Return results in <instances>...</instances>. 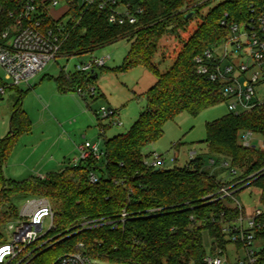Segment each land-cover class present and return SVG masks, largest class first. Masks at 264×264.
Listing matches in <instances>:
<instances>
[{"label": "trees", "instance_id": "obj_1", "mask_svg": "<svg viewBox=\"0 0 264 264\" xmlns=\"http://www.w3.org/2000/svg\"><path fill=\"white\" fill-rule=\"evenodd\" d=\"M66 1L69 10L58 21L50 15L52 0L38 1L35 16L41 21V32L51 29L60 35L61 55L93 53L129 39L133 41L130 51L118 71L142 67L157 82L145 94L136 96L146 101L145 111L127 133L106 139L103 159L91 156L62 172L19 182L5 179L0 173V244L7 243V225L19 218L21 204L27 200L45 198L55 214L53 228L5 264H60V258L75 252L79 243L85 244V252L92 259L106 264H205L202 233L209 232L213 246L216 243L226 249L224 226L239 216L233 200L220 193L221 187L238 192L246 186L256 187L264 207V150L241 145L246 132L264 139V105L241 115L228 112L206 125L203 143L209 162L197 157L184 168L158 170L145 164L153 153L148 149L162 139L165 125L181 114L198 117L225 103L221 86L197 73L195 58L222 45L235 24L247 21L250 4L264 0H225L217 5L166 72L152 61L159 40L174 24L177 28L184 25L189 14L200 15L215 0H116V5L109 3L103 9L102 0H86L83 4L79 0ZM123 5H129L134 13L143 10L136 24L110 23V15ZM23 6L20 0H0V36L15 23ZM96 75L97 70H63L49 79H54L60 94L80 90L88 101L96 95L92 96L90 90L97 92ZM23 99L21 92L12 117L11 136L0 141V170L13 141L32 129L22 108ZM225 163L236 171L235 178L228 182L206 168L207 164L225 167ZM92 172L99 178L95 184L89 178ZM236 181L240 184L234 185ZM123 212L128 213L126 222L113 230L112 222L117 223ZM86 221L98 223L82 231L80 225ZM260 255L264 262V250Z\"/></svg>", "mask_w": 264, "mask_h": 264}, {"label": "rangeland", "instance_id": "obj_2", "mask_svg": "<svg viewBox=\"0 0 264 264\" xmlns=\"http://www.w3.org/2000/svg\"><path fill=\"white\" fill-rule=\"evenodd\" d=\"M84 1L86 0H79V3L83 4ZM224 1L215 0L203 9L200 15H192L187 19L188 22L178 28L174 24L162 36L152 58L162 72H166L172 66L185 43L202 25L204 17ZM67 5L66 0H60L55 11H61ZM132 42L129 39L119 40L88 54L70 57L60 54L56 61L48 63L44 70L30 80L29 84L8 90L0 100V141L11 136L12 117L21 98V92L24 94L21 102L22 108L31 120L32 129L28 133L19 135L13 141L8 160L3 162L0 170L5 179L19 182L32 175L38 176L40 171L47 174L52 170L49 167L42 170L44 165L52 160L54 155L59 157L61 152H65L64 156L68 155L63 160L64 169H66L74 164V158L77 156L73 153H76V148L85 142L97 144L99 149L106 153V139L125 134L132 128L146 108V101L138 100L136 96L145 94L157 82L155 76L142 67L127 72L118 71L128 56ZM108 56L110 60L106 63L105 71L97 69L99 75L95 82L96 95L88 97V101L82 100L77 93L59 94L54 79H49L59 76L63 70L76 73L78 66ZM0 79H4L1 66ZM260 89L262 85L259 86ZM74 98L81 100L82 106ZM102 108L110 109L114 115L107 120H98ZM227 113L225 103L204 111L198 117L183 113L165 125L164 136L151 146L148 152L155 151L163 155L167 161L166 169L184 168L187 163H190L189 151H196L198 157L209 162L210 155L206 144L203 143L206 139V125L221 119ZM119 120L122 126L111 125L113 121ZM100 125L106 126L107 134L104 136L100 133ZM256 137V140L262 139L260 136ZM175 150L178 152V160L174 164L172 159H174ZM206 168L214 171L219 180L228 182L235 178L229 167L212 168L207 164ZM60 169L54 168L52 173ZM238 183L240 184V181H236L234 185ZM246 187L247 189L236 193V198L246 207L259 204L260 190L256 187ZM24 205V203L21 204L20 214ZM14 223L18 224L17 221ZM50 229L51 221L45 219L40 236L46 235ZM6 238L10 239L8 233H6ZM202 238L204 249L208 254L214 242L207 231L202 233ZM235 251L234 246L228 247V255L231 259L234 258ZM238 256L243 258L244 252L239 251Z\"/></svg>", "mask_w": 264, "mask_h": 264}, {"label": "built area", "instance_id": "obj_3", "mask_svg": "<svg viewBox=\"0 0 264 264\" xmlns=\"http://www.w3.org/2000/svg\"><path fill=\"white\" fill-rule=\"evenodd\" d=\"M23 8L15 23L0 36V66L4 71V79H0V100L10 89L23 84H29L48 63L56 61L60 55V35L49 29L41 32V21L36 19L37 2L46 0H20ZM60 0H52V8L57 7ZM92 3L93 0H88ZM116 5V0H102L100 7L103 9L108 4ZM3 9L0 8V15ZM143 14L142 9L135 13L129 5H123L114 11L109 18L113 24H136L137 15ZM60 31V30H58ZM61 32V31H60ZM110 56L96 59L88 64L78 66L77 71L94 73L97 69L106 66ZM197 73L212 83H217L222 88L227 110L235 115H241L264 105V2L251 3L248 19L242 24H235L228 39L215 49H208L195 58ZM262 89L259 90V86ZM92 96L95 89L90 90ZM78 94L82 97V92ZM83 98V97H82ZM110 109L102 108L98 120L110 119L114 114ZM112 126H122V122L113 121ZM101 135L106 134L105 127L101 126ZM252 132H246L241 139L245 148L258 147L264 150V139L256 140ZM261 137V136H260ZM257 141V142H256ZM82 155L74 160L73 165H78L82 160L94 157L101 160L106 153L99 149L97 144L85 142L81 148ZM197 158L196 152L189 153L190 162ZM178 154L175 153V164ZM213 163V162H212ZM154 169H166L167 161L163 155L152 153L145 163ZM229 167L228 163L224 164ZM231 173L236 174L235 170ZM45 178V177H41ZM91 183L98 182V176L90 174ZM223 186L220 193L223 197L233 200L234 206L239 211L236 221L224 226L227 248L223 249L216 243L204 259L205 264H264L260 253L264 250V207L261 202L252 207H246L236 198L238 190ZM18 219L7 225L10 239L5 244H0V264L14 260L28 246L33 245L41 238L45 219L54 226V211L47 200L29 199ZM27 218L28 220H24ZM128 213L123 212L117 223L112 222V229L118 224L126 222ZM17 221V225H15ZM97 221H86L80 225L82 231L97 225ZM50 229V230H51ZM235 248L234 258L228 255V247ZM84 243L76 246V251L60 258V264H106L92 259L86 254ZM244 252V257H239L238 252ZM236 256V257H235Z\"/></svg>", "mask_w": 264, "mask_h": 264}, {"label": "crops", "instance_id": "obj_4", "mask_svg": "<svg viewBox=\"0 0 264 264\" xmlns=\"http://www.w3.org/2000/svg\"><path fill=\"white\" fill-rule=\"evenodd\" d=\"M59 5V4H58ZM68 10H69V6L67 5L65 8H63L61 11H55V7L54 8H52L51 10H50V15L52 16V18L54 19V20H56V21H58V20H60V19H62V18H64V16H65V14L68 12ZM65 21H67L66 19H65ZM58 91V90H57ZM59 93V92H58ZM60 94V93H59ZM78 94V93H77ZM79 95V94H78ZM80 96V95H79ZM73 97H76V96H73ZM80 98L82 99V100H84L81 96H80ZM75 99V101H77L78 102V104L80 105V106H82V102H81V100H79V99H77V98H74ZM85 101V100H84ZM104 127H106V126H104ZM107 134V133H106ZM84 145V144H83ZM83 145H80V146H78L77 148H76V153H73V154H75L74 156H77V157H75L74 158V160H77V159H79L80 157H81V155H82V151H81V148H82V146ZM178 149V148H177ZM190 152H196V151H189V153ZM62 154H59V157L58 156H53V159L52 160H50L46 165H44V167H43V169L42 170H46V168H50V170H52V171H49L50 173H52L53 172V170H54V168H61L58 172H62L63 170H64V161L63 160H65V157H68V155H65L64 156V154H65V152L63 153V152H61ZM78 153L80 154V155H78ZM175 153H178L176 150H175ZM197 153V152H196ZM198 154V153H197ZM188 156H189V154H188ZM198 157V156H197ZM178 160V159H177ZM176 163H177V161H176ZM188 164V163H187ZM186 164V165H187ZM49 172L47 173V174H43V171H40V173H39V177H46L48 174H49ZM32 176H37V175H32ZM32 176H29V177H32ZM28 177V178H29ZM27 178V179H28ZM25 180V179H24ZM23 181V180H22ZM260 190V189H259ZM260 197H261V191H260Z\"/></svg>", "mask_w": 264, "mask_h": 264}, {"label": "water", "instance_id": "obj_5", "mask_svg": "<svg viewBox=\"0 0 264 264\" xmlns=\"http://www.w3.org/2000/svg\"><path fill=\"white\" fill-rule=\"evenodd\" d=\"M190 17H192V14H189L186 18L189 19ZM98 76L96 75L95 78H97Z\"/></svg>", "mask_w": 264, "mask_h": 264}]
</instances>
